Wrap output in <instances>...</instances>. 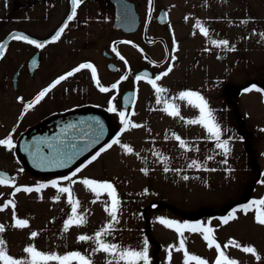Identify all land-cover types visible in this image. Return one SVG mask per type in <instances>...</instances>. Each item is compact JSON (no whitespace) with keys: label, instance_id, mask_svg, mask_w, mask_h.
<instances>
[{"label":"rangeland","instance_id":"obj_1","mask_svg":"<svg viewBox=\"0 0 264 264\" xmlns=\"http://www.w3.org/2000/svg\"><path fill=\"white\" fill-rule=\"evenodd\" d=\"M181 6L182 11L187 10L181 18L182 23L178 24L182 28L181 45L172 63V71L157 81L167 91L160 94L161 103L157 104L151 85L142 89L129 119L142 127L122 130L116 137L122 144L132 147L133 154H125L119 145H113L72 179L89 178L114 185L121 202L119 223L114 225L115 230L107 238L108 242L140 250L143 240H148L144 232L148 222L157 242L156 264H169L167 249L170 245L178 246L181 238L174 229L161 224V219L209 224L222 247L233 239L241 246L255 247L261 257L257 261L238 248L226 249L227 254L239 264H264V226L255 222L254 210L245 213L237 202L231 203L248 190L250 178H255L257 170L254 168L246 174L252 165L246 153V142L235 130V123L229 114L224 113L225 109L220 106L221 85L224 82L243 83L249 77L260 78V72L264 75V36L261 35L264 34V0H181ZM197 23L207 28L208 36L195 27ZM221 40L229 41L228 46L212 43ZM232 47L235 50L229 51L228 48ZM249 88L252 90L240 92L237 107L243 125L247 124L253 131L251 148L255 149L253 154L259 171L252 182V197L248 205L254 200L264 199V131H261L264 129V94L256 91L254 86ZM185 90L199 92L208 101L222 129L221 139L228 140L230 152L227 157L215 147V141L206 135L203 128L186 123L197 118V109L175 101L184 120L170 117L162 111L164 101L173 102L171 98ZM174 136H180L185 141V148L179 147V141ZM192 161L197 164L189 167ZM0 167L12 169L13 165L0 158ZM165 167L169 171L165 172ZM141 169H146V173ZM183 176L189 179L184 180ZM17 177L18 174H15L13 183L17 187L21 183L22 188L32 187V184L51 185L53 181L58 182V186H71L74 198L81 203L79 211L87 210V223L74 226L67 233L62 231L71 209L65 195H61L59 201L54 199L58 192L51 186L39 193L21 191L13 196L14 187L0 185V207L11 199L16 205V217L29 221L28 228H13L11 206L0 211V224L6 229L0 233V238L6 241L8 253L14 258H24V247L34 244L46 253L63 255L79 251L90 255L92 244L78 243L76 238L81 234L93 235L109 222L110 218L103 211L107 196L102 195L93 204L94 194L78 182L70 185L68 180L47 177H27L19 181ZM152 202L156 204L153 208L150 207ZM226 203L228 206L219 211ZM232 213H235L236 219L222 224V219ZM32 231L39 233L34 240L29 239ZM183 238L190 254L213 264L215 249H209L199 233L186 231ZM148 253L153 264L150 242ZM91 259L93 264H105L106 261L103 253L91 254ZM170 264H183V253L173 250Z\"/></svg>","mask_w":264,"mask_h":264},{"label":"flooded vegetation","instance_id":"obj_2","mask_svg":"<svg viewBox=\"0 0 264 264\" xmlns=\"http://www.w3.org/2000/svg\"><path fill=\"white\" fill-rule=\"evenodd\" d=\"M73 7L72 0H0V44L4 45L0 57V139L11 135L16 146L25 130L40 127L33 144H57L65 135L70 143L95 145L92 139L103 119L110 129L109 138L70 168L45 174L29 170L15 147L0 145V158L13 165L12 169L1 168L12 178L18 174L19 181L27 177L64 178L88 165L91 156L111 143L117 129L124 126L119 113L124 111L131 118L140 92L150 85L148 79L172 66V57L176 59L181 45L182 28L178 24L187 12L182 11L181 0H152L151 6L149 0H80L75 16L69 20ZM61 27L64 31L53 41ZM13 35L26 36L44 47L12 39ZM83 63L96 68L99 86L91 70L82 69L38 104L26 108L40 91ZM145 74V79H135ZM125 76L127 79L122 80ZM117 83L118 87L112 89ZM99 87L110 91L101 92ZM112 106L115 112L109 111ZM76 137L81 138L77 141Z\"/></svg>","mask_w":264,"mask_h":264},{"label":"snow or ice","instance_id":"obj_3","mask_svg":"<svg viewBox=\"0 0 264 264\" xmlns=\"http://www.w3.org/2000/svg\"><path fill=\"white\" fill-rule=\"evenodd\" d=\"M152 0H149V5L151 6ZM80 3V0H72V4L74 5L72 9V15L68 17L71 20L75 16V5ZM241 23H246V21H241ZM64 27H67L65 25ZM64 27H61L56 34L52 37V40L55 41L59 39L61 33L64 31ZM200 29V32L204 36H208L207 28L203 27L200 23H197L196 26ZM264 36V34H261ZM15 40H26L29 44H35L37 48H43V43H38L36 40L29 39L26 36L22 35H13L11 37ZM123 43H129L127 41ZM175 43V42H174ZM213 44L217 46H225L227 47L229 41L221 40V41H212ZM4 45L0 44V57L3 55ZM175 50V49H174ZM229 51H234L235 48H228ZM113 51H116L113 48ZM119 56V53H116ZM121 60H124L123 56H120ZM172 60H175V56L172 57ZM82 69H90L91 76L93 81L96 82L97 86H99V80L97 78L96 68L91 63H83L80 64L78 67L69 71L65 75L58 77L49 87L43 89L38 93V95L34 98V100L26 105V108H31L35 104H38L53 88L59 85L62 81L67 80L69 77H72L75 73L80 72ZM172 71V66L170 65L166 71L161 73L160 75L155 76L154 79H148V83L151 85L152 89L156 93V103H161L160 94L167 91V89L159 86L157 81L161 80L162 77L168 76V74ZM144 76L137 75L135 79L140 81L145 79ZM122 80L127 79V77H122ZM112 89H116L118 87L117 84H113ZM101 92H108L110 91L109 88L106 87H99ZM252 89H246L245 91H251ZM256 91H261V89H255ZM173 102H168L167 100L164 101V107L162 109L168 116L173 118H179L184 120V117L181 116L180 106L175 103V101L184 102V104L188 107L194 108L198 110V116L195 119H189L186 121L189 125H199L201 128L205 130V133L208 137L212 138L215 141V147L217 149L222 150V153L225 157H227L228 153L230 152V148L228 146V140H222V129L220 125L217 123L212 109L209 107L208 101L199 93L192 90H185L179 92V94L175 97L171 98ZM18 100L22 101V98H18ZM111 104V101H110ZM117 109L115 106L109 108V111L115 112ZM134 114V113H133ZM121 122L124 125L125 131L129 130V128H140L142 125L136 124L131 122L124 111L119 113ZM96 124L99 125V121H96ZM70 127H75V125H71ZM92 126L89 125V128ZM100 131L99 133L95 134V139H92V143L95 144L99 141L100 134L103 132V126L99 125ZM264 131V129H261ZM174 138L179 141V147L185 148L186 144L180 136H174ZM91 139V138H90ZM39 144H45L48 149L51 150V153H55L58 151L51 143L46 141H40ZM0 145L5 146L8 149L15 147L12 143V137L9 135L5 139H0ZM113 145H119L125 152V154H133V148L122 144L121 141L117 139H113L111 143L107 145V148H102L100 151L96 152L95 155L91 156V158L87 161V164H91L95 161L101 154V152L106 151L108 148H111ZM75 148V145L72 146ZM87 147V145H85ZM25 151H28V146H25ZM83 149H81L82 151ZM79 153H74V155H78ZM33 155L38 157L39 163L37 166H40V163L48 162L49 157L44 156L42 152H40L39 148H37L36 152ZM213 157H208V159H212ZM72 157H69L66 161H60L57 166L65 167L68 163H71ZM55 163V161H52ZM225 163L227 160L225 159ZM197 164L196 161H192L189 167H193ZM165 172L169 171L167 167H165ZM207 170V169H205ZM215 171V169H211ZM81 171V169H76L72 172L71 176L64 177L63 179L68 180L71 184L80 183L82 184L86 190L94 194L95 199L91 201V203L96 204L102 195H106L108 200L104 205L103 211L107 214L110 218L109 222L103 225L99 230H97L93 235H86L81 234L77 236V242H90L92 244L91 254L95 253H103L105 254L106 261L105 264H151L149 253H148V244L149 241L145 238L143 240V247L140 250L122 247L116 243L108 242L107 238L113 233L114 225L119 223L118 213L120 211V200L118 198L116 188L111 182L108 181H97L95 179L83 178L79 181L73 180L72 177L77 175V172ZM141 171L146 173V169H141ZM184 180H188V176L182 177ZM0 185H9L14 187V192L12 193L15 196L18 192H25V193H32L36 192L39 193L42 189L49 187L46 184H39L36 187H17L14 185L12 179H6L4 174H0ZM52 188L56 189L58 195L54 198L56 201H59L61 195L66 196L67 203L70 205V214L67 219H65L63 223L62 231L67 233L72 227H80L87 223L86 215L87 210L85 209L83 212H80L79 209L81 207V203L79 199L74 198L73 190L71 186H58V182L53 181L50 185ZM9 206L13 209V221L14 223L11 225L13 228L16 229H25L29 227V221L26 219H18L15 215V202L13 200H8L4 203L2 207H0V211L7 209ZM253 206H256L253 209ZM249 210H254V220L257 224L264 226V199L254 200L251 202L250 205H246L243 208V211L247 213ZM236 216L235 213L230 214L222 219V224H228L230 220H235ZM160 223L165 225L168 228L174 229V231L181 237L179 239L178 246L177 245H170L167 249L168 252V260L169 264L172 259V252L175 250L176 252L183 253V264H209V261L203 259L199 256L190 254L185 246V239L184 234L185 232L189 233H199L202 236L203 241L206 242V245L209 249H215L216 257L213 264H239L236 259L231 258L226 249L229 247L238 248L243 253H249L257 261L261 260V257L257 254V250L253 246H241L237 241L230 239L227 243L221 246L220 243L217 242L213 227L209 226V224L204 223H178L176 221H170L161 219ZM6 231L5 226L0 224V233H4ZM39 235L38 232L32 231L30 233L29 239L34 240ZM23 253L25 254L24 258L18 259L11 256L6 247V241L0 238V264H93L90 255H84L79 251L68 252L66 254L60 255L55 252L46 253L44 251L39 250L34 244H29L28 246L24 247Z\"/></svg>","mask_w":264,"mask_h":264},{"label":"water","instance_id":"obj_4","mask_svg":"<svg viewBox=\"0 0 264 264\" xmlns=\"http://www.w3.org/2000/svg\"><path fill=\"white\" fill-rule=\"evenodd\" d=\"M103 132L100 135L99 141L95 144V145H89V144H85L87 145V147H85V145L83 144H73L70 143L69 137L67 136H60L58 138V142L57 144H52L55 148L58 149L57 152L55 153H51V150L48 149L46 147L45 144H33L32 140L33 138L35 139V135L41 131L40 127H33L30 129H27L26 131H24L22 133V136L18 139L16 147H17V151L19 152L20 155L23 156L27 166L30 169H37L40 168L41 172H57V171H61L64 169L69 168L76 160L77 158H79L80 156H83L85 153H87L89 150H91L93 147H95L97 144H99L100 142H102L108 134V125L107 122L103 119ZM46 127V126H44ZM45 131H48L47 128H44ZM45 138L47 139V136H45ZM61 138V139H60ZM81 137H76V140L79 141ZM70 143V144H69ZM28 146V151H25V146ZM75 145V148H73L72 146ZM37 148H39L40 152L43 153L44 156L49 157V161L48 162H44V163H40V166H37V163H39L38 157L33 155V153L36 152ZM81 149H83L81 151ZM74 153H79L78 155H74ZM69 157H72V161L71 163H68L67 166L65 167H59L57 166V164L60 161H66L68 160ZM52 161H55L52 162ZM4 170L0 169V174H4ZM6 179H10L9 176L5 175ZM155 203L151 204V207H154Z\"/></svg>","mask_w":264,"mask_h":264},{"label":"trees","instance_id":"obj_5","mask_svg":"<svg viewBox=\"0 0 264 264\" xmlns=\"http://www.w3.org/2000/svg\"><path fill=\"white\" fill-rule=\"evenodd\" d=\"M260 78L258 77H249L246 79L245 82L243 83H234L231 81H226L223 83V85H221V90L223 92V105L225 106V108L227 107V111L229 116L231 117V120L235 123V130L237 132H239L246 144V153L247 156H250V159L252 160V165L249 166V168L247 169L246 174L251 173L252 170H254V168L257 170V174L255 176V178H257L258 176V167L255 163V158H254V154L253 151L255 149H252L251 147V141L254 137L253 135V131L251 129L250 126H248L247 124H244L243 118L241 117L237 107H238V100H239V92L241 90H244L250 86H255L258 89H261V91L264 93V75L262 72H260ZM254 164V165H253ZM253 177L250 178V182L248 183V190H245L244 194L236 199H234V202L231 203H242L244 204V206L248 205V202L250 201V198L252 197V182L255 179ZM227 204H225L224 206H226ZM223 206V207H224ZM227 207V206H226ZM144 232L146 237L148 238L149 242L152 244V251H153V264H156L155 261V255H157V242L154 239L152 233L150 232V227H149V223L146 222L145 224V228H144Z\"/></svg>","mask_w":264,"mask_h":264}]
</instances>
